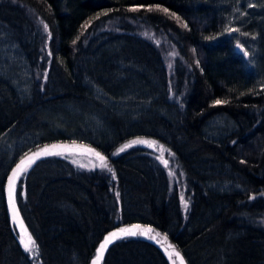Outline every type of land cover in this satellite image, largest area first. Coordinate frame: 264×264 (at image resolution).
Listing matches in <instances>:
<instances>
[{"label":"trees","instance_id":"1","mask_svg":"<svg viewBox=\"0 0 264 264\" xmlns=\"http://www.w3.org/2000/svg\"><path fill=\"white\" fill-rule=\"evenodd\" d=\"M246 13L253 54L223 36L221 0H0V30L30 72L26 100L0 75V136L21 143L0 151V264H91L109 233L133 225L166 236L185 264H264V11ZM86 116L101 125L92 137ZM216 117L234 128L212 138ZM137 138L173 154L175 181L150 151H118ZM70 143L97 149L112 171L48 156L29 167L15 202L36 241L30 256L7 179L35 151ZM157 239L115 241L100 264H171Z\"/></svg>","mask_w":264,"mask_h":264},{"label":"rangeland","instance_id":"2","mask_svg":"<svg viewBox=\"0 0 264 264\" xmlns=\"http://www.w3.org/2000/svg\"><path fill=\"white\" fill-rule=\"evenodd\" d=\"M221 4H223V7L227 8V10L230 13V19H229V22L227 23V26L225 28V32L223 33V36L225 38H228L229 41L234 42L237 45L238 44L241 45V47L243 49H245L247 52L251 51L253 54V50L255 47L254 45L256 42L255 41L256 37L253 35L247 34L243 31V27H244L245 23L247 22L246 10H250L253 12L264 11V8H263L264 7V0H221ZM256 7H258V8H256ZM249 22H250V20L248 19V23ZM233 29H236L237 31H233ZM242 53L244 54V51H242ZM250 56H252V55L247 54L248 58H250ZM0 75L7 78L11 82V84L13 85L15 90L17 91L21 100H26L28 98L29 88H30V72H29L28 66L26 65L23 58L21 57V54L19 53V50L17 49V47L10 41V39H8L5 36V33L2 30H0ZM89 88L92 91V95L95 99L103 101L107 105L111 106L113 109H116L117 112L123 113V114H128V115H132V114L134 115L135 114L134 106L130 102L122 101V100L121 101H114V100L112 101V100L108 99L106 96H104L95 87L91 86ZM84 120H85L86 126L88 128L86 130L88 132H90L86 135V137H88L89 134H91L90 136L92 137V135L95 132H97L96 130L98 128H101V125H99L98 122H96L94 117L88 118V116H86ZM92 126H94V127L92 128ZM233 128H234V126H232V124L226 118L216 117V118L212 119L211 121H209V123L207 124L206 133H207V135H209V137L218 138L221 135H224L225 132H229ZM10 139H11V136H9V135L0 136V151L10 152L12 144L14 146H16L19 143L18 140L12 141ZM137 139H142V140H147V141H155V140L145 139V138H137ZM133 140H136V139H133ZM133 140H131V141H133ZM31 141H32V138H30V137H27L25 140H23V142H25L26 145L28 143H30ZM131 141L127 142L126 144H130ZM155 142H156L155 147H149L147 144H134L131 147H141L143 149L150 151L156 157H159L161 155L160 146H163V145H161L157 141H155ZM19 144H21V143H19ZM74 144L76 146H84L86 148H92L91 146H87V145H84L81 143H74ZM68 145H73V143H70ZM128 148H130V147H128ZM163 148L165 149V151L163 153V158L168 161V166L166 167L167 174L169 176V180L172 183L173 181H175V179L177 177V173L174 169V166L172 165V163L170 161L171 156H170L168 150L164 146H163ZM92 149H95V148H92ZM40 150H38V151H40ZM95 150L97 151V149H95ZM38 151H35L34 153H36ZM97 152H99V151H97ZM45 157H47V156H45ZM48 157L66 160L74 168H76L79 171L89 172V171L106 169V168H100V167H95V168L83 167L82 168V167H79L77 164H74L72 162L73 159L79 160L80 163H82V164H89V161H92L95 164L99 163L95 159L94 156H90L89 154H80L79 151L72 153V154L65 152L63 155H49ZM41 158H44V157H41ZM107 162H108V158H107ZM161 163H162V161H161ZM28 169H27V171H28ZM27 171L22 173L17 179V182L13 188L14 198H15L16 190L18 188V183L20 180L23 179V176L26 174ZM170 172L174 173V174L170 175ZM212 189L215 191H224V190H227L228 187H226L224 185H212L211 190ZM19 223H20V219H18L17 223H16V229L19 233V241H20L21 230L19 228ZM151 235H154V234L151 233ZM138 237L149 239L148 237L141 236L139 234H137L135 237L126 236L125 238L131 239V238H138ZM125 238H119V239H116L115 241L125 239ZM115 241H113L112 243H114ZM157 241H158V244L163 249V251H165L167 253V256H168V251H171V250L167 249L164 245L167 243V241L161 236H160V239H157ZM166 246H167V244H166ZM22 248H23V246H22ZM23 250H24V248H23ZM24 252L30 256H33L35 254V249L31 253L26 252L25 250H24ZM168 258H169V256H168ZM173 259H176V264H179L178 258L173 256ZM169 261L172 264V260L169 259Z\"/></svg>","mask_w":264,"mask_h":264},{"label":"snow or ice","instance_id":"3","mask_svg":"<svg viewBox=\"0 0 264 264\" xmlns=\"http://www.w3.org/2000/svg\"><path fill=\"white\" fill-rule=\"evenodd\" d=\"M158 10L163 11L165 13L168 12V9H159L157 6ZM135 10V9H133ZM152 9L150 8L149 11ZM172 15H175L174 13ZM177 19H179L177 17ZM186 26V25H185ZM45 28L47 29V25H45ZM233 31H237L236 29H233ZM237 47H241V45H237ZM174 55V53H173ZM244 55H247V52H244ZM171 66V65H169ZM215 104L219 105L221 103H225V101L221 100H216L214 102ZM134 144H147L149 147H155L156 142L155 141H147V140H142V139H136L130 142V144H125L122 146L118 151L123 152L125 149L128 147H131ZM79 151L80 154H89L95 157V159L99 162L98 164L93 163L92 161H89V164H82L80 163L79 160L73 159V163L77 164L79 167H100V168H106L109 171H112L111 168H109V165L107 163V158L103 156L100 152H97L95 149L92 148H86L84 146H76L74 143L73 145H63V144H53L51 146H45L43 149L40 151L33 153L32 156L27 157L24 160H21L20 164L16 166V169L13 170L12 176L9 178V186H8V193H9V203L10 207L13 213V220L16 221L19 219V214L16 209V204L15 200L13 198V188L17 182L18 177L27 171L29 167L32 166V164L35 163L37 159H40L41 157L49 156V155H63L65 152L72 154ZM165 149L163 146H160V152L161 155L157 157L162 161V163L165 165V167L168 166V161L163 158V153ZM170 155H173L172 153H169ZM174 173L170 172V175H173ZM113 178H115V173H113ZM117 195H119L117 193ZM183 201V196L181 197ZM184 207L187 209L188 205L186 202H184ZM19 228L21 230V235H20V243L22 244L24 250L26 252H33V250L37 247L36 241L32 238V236L28 233V230L24 227L23 222L20 221L19 223ZM152 228H141L139 225H133L132 227H125V228H120L117 231L109 233L108 236L104 238V241L99 245V248L97 250L96 258L92 261V264H99L101 258L104 256V253L108 247L109 244H111L113 241L116 239H119L121 237H126V236H136L137 234L141 236L148 237L149 239L156 240L157 237L160 235V233H156L155 235H151L153 233ZM164 239L166 240L167 237L165 236ZM171 251H168V256L169 259L172 260V264H176V259H173V256L179 259V264H185L184 258L181 256V254L175 250L174 246L169 245L168 246Z\"/></svg>","mask_w":264,"mask_h":264},{"label":"water","instance_id":"4","mask_svg":"<svg viewBox=\"0 0 264 264\" xmlns=\"http://www.w3.org/2000/svg\"><path fill=\"white\" fill-rule=\"evenodd\" d=\"M32 155H33V154H31V155H29V156H32ZM29 156H28V157H29ZM90 156H92V155H90ZM26 158H27V157H26ZM26 158H24V159H26ZM24 159H22V160H24ZM20 162H21V161H20ZM20 162H19V164H20ZM15 169H16V168H14L13 170H15ZM13 170L10 172L9 177H8V179H7L6 186H5V193H6L7 200H8L9 216H10V218H11L13 224L16 225L17 220H16V221L13 220V213H12V210H11V207H10V203H9V193H8L9 178L12 176ZM13 198H14V196H13ZM14 200H15V198H14ZM15 204H16V202H15ZM16 209H17V204H16ZM17 211H18V209H17ZM122 228H123V227H122ZM132 237H135V236H132ZM121 238H125V237H121ZM104 254H105V253H104ZM103 257H104V256H103ZM103 257L101 258V260L103 259ZM94 259H95V258H94ZM94 259H93V260H94ZM101 260H100V262H101ZM100 262H99V264H100ZM91 264H92V262H91Z\"/></svg>","mask_w":264,"mask_h":264}]
</instances>
